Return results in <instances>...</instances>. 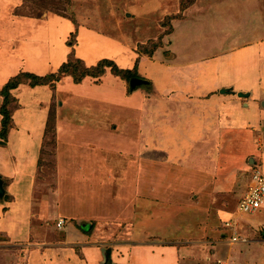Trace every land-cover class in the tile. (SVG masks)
<instances>
[{
	"label": "rangeland",
	"instance_id": "rangeland-1",
	"mask_svg": "<svg viewBox=\"0 0 264 264\" xmlns=\"http://www.w3.org/2000/svg\"><path fill=\"white\" fill-rule=\"evenodd\" d=\"M20 14L24 16H20ZM30 14L38 18L26 17ZM54 19L61 22L53 24ZM48 22H52V32L49 35L53 41H55L54 36H57L56 41H64L65 50L69 48L71 50L68 56L64 53L65 58L69 57L78 46L80 51L76 52L77 49L75 50L76 56L84 61L85 59L93 60L89 65L85 61L86 66L93 67L102 60H112L119 68L133 70L137 75L136 78L151 83L150 87L144 86L137 89L140 90L139 93L141 94V96L136 97L138 99L136 108L139 117L133 112L135 106L131 108L128 105L129 102L124 104L127 111H129L126 114L123 106L117 105L115 107L114 105L103 104L101 102L104 99L95 96L92 92L87 95H92L90 99H94L96 103L78 108L79 114L75 118L98 122L97 124L105 122V126L108 123L107 130L111 131V136L109 133L104 134L103 130L106 131V128L103 127V124H100L102 129L95 126L91 127L89 131H93L92 136L97 135V132H101L99 135L100 141L104 144L107 141L108 145L99 143L96 141L98 139L96 137L82 143L86 145L79 144L77 146V148L80 147L78 150H85L84 153L87 151L104 152L106 159H103L100 168L104 169L105 172L109 170L114 175L119 174V172L122 173L121 169L123 167L124 169L128 167L126 164L121 166L119 152H122L123 149H126L129 153L134 152V148L132 149L128 144V140H123L117 135L126 115L131 114L137 117H133V119L135 121L139 119L140 123L143 124V151H149L152 154L154 150L151 147L149 136L152 114L155 115L153 121H157L163 129L164 140L170 139V137L175 136L172 134L173 128L169 125L170 121L176 120L180 128L183 126V122L181 120L182 110H178L179 107L174 106V104L181 105L180 102L178 100L168 102V99L174 100L178 97L181 98L182 103V100L187 99V96L184 95L189 91L194 94L193 96L198 97L203 96L202 93L213 89L216 82L214 64L205 63L202 65V69H199L198 65H184L187 61L191 59H219L220 56L224 55L232 56L241 47L258 40L263 41L262 43L259 42L258 45L261 49L260 58L264 59V0H0V59H16L18 56L22 57L23 55L32 58V52L36 49H41L43 54L50 55L52 49L48 46L49 43L45 38V40L38 38L36 42H30L28 36L24 35L17 27L21 23L46 25ZM69 25L72 30L69 29ZM86 29H89L87 33L84 31ZM68 31L70 32L68 33ZM94 31L98 33L97 37L99 39L93 36ZM41 33L39 32V34ZM73 33L77 34V39L72 36ZM104 37L110 38L112 41L115 40L121 46L106 44L104 40H101L107 39ZM68 42H71L70 45ZM24 45L25 48H23ZM59 48L58 46L54 50V56L60 55L59 52L62 49ZM23 49L27 54L22 53ZM244 55L246 56V54ZM96 59L98 60L96 61ZM4 67L5 65L0 63L1 88L3 87L2 84L7 82L6 77L8 76L7 72L3 71ZM188 69L194 70L192 78L183 74ZM11 71H15V69L11 67ZM108 75H111L109 68L105 77ZM117 79L124 82V96L131 98L135 93V91L131 92L130 90L132 79L128 82L119 77ZM154 87L158 92V96H163L162 102L154 101L151 97L154 94ZM105 88L113 89L114 86L106 84ZM169 90H174L173 95L176 97L168 92ZM121 95L120 92L115 95L114 90H112L111 104L124 103ZM193 98V100L191 99V106H195L199 102V98ZM132 99L134 101L133 97ZM51 104L52 102H50ZM59 105L58 99L55 98L56 112ZM83 108L84 110H82ZM213 114L214 111L211 112V115ZM177 129L179 128L177 127ZM180 134L181 132L176 134L179 138H177V141L174 140L177 143L175 146H180V150L194 148L192 145L185 143L186 140L183 141ZM132 135L134 137L136 134L133 133ZM228 137L224 133V139H226L222 144V149L218 145H213L210 149L211 155L222 151L223 159L216 166L217 168L215 167V174L210 180L202 179V182L204 181L201 186L202 191L198 194L192 192V190L191 193L189 192L190 194L185 192L181 194V197H188L186 201L173 200V202H170L169 194L166 195L165 192H155L154 195L150 192H144L142 194L143 199L147 201L152 199V202H157V205L154 203V208L149 209L150 213L146 215L143 222L136 224L134 221L135 216L133 217L134 219H132L129 226L131 233L136 232L137 235H140L141 230L145 233V231L158 229L162 225H169L166 233L168 234L171 229L170 231L175 234L173 238H165V236H161L162 233H159L158 237L153 238L151 242L179 246L183 241L179 239L181 235L176 233L179 231L178 228L183 231L184 228L180 219H184L188 221L187 224L193 226L190 232L184 235L185 243L190 244V246L199 243L197 253L204 251L205 255L184 260L183 264H264V225L259 222L257 217L248 218L253 216L248 215L238 218V227H241L239 228V234L241 237H248L247 239L251 241L247 245L240 246L231 245L228 242V238L223 236V224L217 219L220 211L233 214V218L237 217V207L248 190L250 178L255 170H259L253 154H239L243 147L241 144H239L240 146L237 144L239 157L234 155V157H238L236 158L238 160L235 161L231 158V155L236 153L234 149L236 145H230ZM84 139L86 138L84 137ZM87 139H90V137ZM171 141L172 139H170L172 145ZM154 142V145L156 142L159 143L157 139ZM164 146L171 148L167 142ZM202 146L206 147V145H195V153L200 151ZM3 148H6V146H3ZM6 152V158L8 159L10 150ZM57 152V137L54 139L53 134L50 133L45 138L40 153V165L38 166L36 185L31 198L35 213L42 212V204L45 205L43 212L47 217L46 220L43 221V216L38 218L36 214H34L33 219L29 218V215L28 217L22 216L21 213L25 214L29 207H21L23 211L16 208V212L11 215L14 221L17 220V217H20V221L25 223V226L23 225L24 230L14 231L12 220H0V231L8 233L13 238L12 240L7 238L5 234L0 235V264H55L56 260L68 256L70 258L71 252H75L77 257L82 260L86 248L94 249L98 247L114 251L119 247V243L124 240L119 239L118 236L126 224L114 226L102 224L103 230H97V225L94 223L95 232L105 233V230L108 229L106 231L109 233L105 234V237L96 236L92 233L82 242L73 241L75 244L65 241V230L62 231L57 228L58 220L63 219L66 221L65 228L67 226L76 227V223L66 214L60 216L61 202L57 200V195L58 191L60 192L62 176L59 173L60 170H58ZM174 152L175 155H178L177 150ZM2 155L4 157L5 154L2 152ZM197 155L199 154L197 153ZM3 157L1 156L0 163ZM87 161L88 159L85 162ZM175 161L180 167L183 163L190 165L200 163L195 159L186 161L176 159ZM128 162H131V160L128 159ZM162 162L158 161L160 167ZM209 162H212L213 165L215 160L212 158L209 159ZM195 172L199 171L196 170ZM132 178H129V180ZM106 179L99 178L101 181ZM124 179L123 174L116 175L111 177V182L119 183L118 186H121ZM84 211L86 212V209ZM92 211H94L93 214L101 212L100 209H91ZM29 212L31 214L32 211L29 209ZM203 213L207 217L204 216L203 219L199 220V216L204 215ZM103 217L106 218L107 216ZM13 225H17V223ZM185 225L184 223V227H186ZM19 227H22L20 223ZM111 227L115 230L109 231ZM98 229H101V227ZM30 233L32 234L30 240L17 241L24 240ZM257 241L263 243L259 244ZM135 242H138V240H134L133 243ZM144 242L149 241L144 240ZM120 251L123 252L122 249ZM144 251L146 259L149 257L148 250L144 248ZM35 252L38 254H35ZM112 254L113 258L117 259L115 253ZM32 258L35 259L33 263L31 262ZM149 259L151 258L149 257ZM68 262H71V260L69 259ZM161 263L162 261L159 260L156 264Z\"/></svg>",
	"mask_w": 264,
	"mask_h": 264
},
{
	"label": "crops",
	"instance_id": "crops-1",
	"mask_svg": "<svg viewBox=\"0 0 264 264\" xmlns=\"http://www.w3.org/2000/svg\"><path fill=\"white\" fill-rule=\"evenodd\" d=\"M52 22L53 24H58L61 21L54 19ZM52 22H48L49 24L47 23L46 25L21 23L20 26H17L24 35L28 36L30 42H36L38 38L43 40L46 39L52 51L50 55H46L41 52V49H36L32 52V58H29L28 55H23L22 57L18 56L16 59H0V63L5 65L3 71L8 74L6 77L7 82L2 84L3 87L11 78L20 73L25 72L38 76H45L57 72L68 61V57L65 58L64 53L68 56L71 51L70 48L65 50V44L63 45L64 41H56L57 36H54L55 42L49 35L52 32ZM69 29L72 30L70 25ZM88 30L89 29H86L84 31L87 33ZM39 32H42V35L39 34ZM69 32L70 31H68V33ZM97 34L98 33L95 31L93 32V36L99 39ZM66 39L67 37L65 38V42ZM101 40H104L105 43L110 46L116 44L117 47L121 46L110 38ZM259 42L262 43L263 41L258 40L257 42H252L247 46L241 47L237 53L232 56L224 55L220 56L219 59H191L184 64L186 66L198 65L199 69H202V65L205 63L214 64L216 82L211 91L202 93V95L204 94L203 96H193L194 94L189 91L184 95L187 96V99L182 100V103L181 98L173 95L174 90L168 91L176 97L174 100L168 99V102H175L178 100L180 102L179 104H181H174V106H178V110H182L181 120L183 122V126L180 128L176 120H174L175 122L173 120L170 121L169 125L173 128L172 134L175 135L174 137H170V139H172V145L170 144V139L164 140L163 129H161V125H159L157 121H153L155 116L153 113L149 136L154 153L150 154L149 151H143L144 126L140 123L139 119L135 121V119H133L134 116L131 114L126 115V118L119 127V133H117V135L123 138V140H128V144L132 149L134 148V152L129 153L126 149L119 152L121 166L122 164H126L128 167H125V169L123 167L121 169L122 173L118 170L119 174L116 173L115 175L107 169L105 172L104 169L100 168L103 159H106L104 152L95 153L94 151H87L84 153L83 151L85 150L80 151L78 150L80 147L77 148L79 144L87 142V140L95 139L96 137H98L96 141L102 143L99 137L101 132H97V135L92 136L93 131H89V129L94 126L102 129V125L100 124H103L104 127L105 122L97 124L98 122L86 121L75 117L79 114L78 108L80 106L85 107L96 103L94 99H90V96H92L90 95L91 92L95 94V96L104 99L101 102L103 104L114 105L115 107H117V105L123 106L124 110H126V114L129 111H127V107L125 108L124 104L129 102L128 105L131 108L135 106L133 112L139 117L140 115L137 114L138 110L136 108L138 99H136V97L141 96L139 93L140 90H137L138 92L135 91L134 95L131 94V98L124 96V82L118 80V77L112 74V76L108 75L107 77H102L99 82H96L92 78H86L81 84H75L70 76L62 78L60 83L57 84L55 92V98L58 99L61 105H59L56 112V137L58 170H60L59 173L62 176L60 183L61 194L58 191V195H56L58 196L57 200L61 202L59 209L61 211L60 216L63 214L68 215L70 219L76 223L77 227H63L62 231L65 230L66 236L65 241L70 244H75L73 241L77 240L82 242L92 233L96 234V236L101 235L104 237L105 234L107 235L109 233L106 231L108 229L105 230V233H101V231L95 232L94 223L97 225V230H103L102 224L105 226L126 224L127 227L125 226L119 234L118 238L124 240L122 243H119V247L114 251L98 247L94 249L86 248L83 253L84 260L77 257L75 252H71L70 258H68V256L67 258L64 257L63 259L56 260L55 264H104L106 254L110 256L113 264H156L159 260L162 261L161 264H183L184 260L205 255L204 251L197 253L199 250V243H195L194 246L185 243L184 235L190 232L193 227L187 224V220L180 219L184 229L182 231V229L180 230V228H178L179 231L176 233L181 235L179 239L183 241L179 246L151 242L153 238L158 237L159 233H162L163 235L161 236H165V238H173L175 234L170 231L171 229L168 234L166 233L169 225H162L158 229H153L148 232L145 231V233L141 230L139 232L140 235H137L136 232L131 233L129 226L134 216V221L136 224H139L143 222L146 215H149V209L154 208L155 202H152V199H148L149 201L143 199L142 194L144 192H150L152 194L155 192H165L166 195L169 194L171 199L170 202H173V200L186 201L188 197H181V194L185 192L190 194L192 190V192L198 194V192L202 191L201 189L203 188L201 186L202 183L204 184L202 179L206 181L210 180L213 174H215V167L220 164L223 159V155L221 154L222 151L218 152L219 154L214 153L211 155L210 149L213 145H218L222 149V144L227 138L224 139V133L229 136V144L232 146L236 145L234 148L236 153L231 155V158L235 161L238 160L236 159L239 157L237 154V144H241L243 147L239 154H253L256 158L258 169L264 173V107L262 105L264 103V59L260 58L261 49L260 45H258L260 44ZM25 45L23 48H25ZM58 46L62 50L59 52V56H54V50ZM76 47V52L80 51V49H78L79 47ZM23 52L27 54L25 49L22 50V53ZM244 54H246V56ZM77 58L79 57L77 56ZM97 60L98 59H96V61ZM85 61L86 64L89 65L93 60L85 59ZM11 67L15 69V71H11ZM192 72L194 73V70L188 69V71L183 72V74L192 78ZM106 84L112 85L114 88L106 89ZM2 88L0 87V89ZM228 89L232 90V92L221 93L222 90ZM112 90H114L115 95H118L119 92L122 94L121 97L124 103L111 104ZM12 93L19 100L21 108L13 115L15 127L9 132L6 148L0 147V158L1 156L3 157L2 152L5 154L0 163V176L2 177L4 189L6 191L4 199L0 200V220H12L13 218L11 215L13 212H16V208L23 211L21 207H29L30 211H32L31 214L28 209L25 214L21 213L22 216L28 217L29 215V218L33 219L34 214H36L38 218L43 216L42 219L44 221L47 218L43 212L45 205L42 204V212L39 211L35 213L31 198L36 185L35 180L38 173V166L40 165V153L46 138L45 129L49 116V105L54 93L47 86L32 88L28 85H21L18 89L12 91ZM88 93L90 94L87 95ZM239 93L248 94L249 96L241 98L238 96ZM151 97L154 101L158 100L162 102L163 100V96H158L155 87L154 94H152ZM193 97L199 98V102H197V104L195 103V106H191V99L193 100ZM2 102L3 99L0 97V105ZM82 110H84V108ZM212 111H214L213 115H211ZM1 121L2 116L0 115V129ZM108 126L107 123L105 126L106 131L105 129L103 131L104 134L109 133L111 136V131H109V129L107 130ZM177 127L179 129H177ZM178 132H181L180 136L182 140H186L185 143H188V145H192L194 148L197 144L206 145V147L202 146V149L197 152L199 155L195 153L196 151H194V148L191 150H180V146H175L177 143L174 141H177V138H179L176 135ZM133 133L136 134L134 137L132 135ZM88 136L90 139H87L89 138ZM84 137L86 139H84ZM155 139L158 140L159 145L157 142L154 145ZM108 141L110 142L109 138ZM166 142L171 148L164 146ZM104 145H108L107 141ZM8 150H10V152L7 159L6 151ZM175 150H177L178 155H175ZM234 155L238 157H234ZM212 158L215 160L213 165L212 162H209V159L211 160ZM86 159H88L87 162H85ZM128 159L131 160V162H128ZM176 159L181 161L195 159L198 162L200 161V163H196L195 165L183 163L180 167L175 161ZM159 160L163 161L161 167L158 164ZM196 170L199 172H195ZM121 174L125 176L121 186H118L119 183L111 182L112 176ZM132 176H134V180ZM100 177L107 179L101 181L99 180ZM129 178H132V181L129 180ZM250 182L251 178L248 186ZM8 196L10 199L6 201V197ZM203 197L205 198V195ZM155 205H157V202ZM85 209L86 212L84 211ZM91 209H100L101 212L93 214L94 211L91 212ZM188 212L190 213V211ZM218 213L217 219L223 224V236L228 238V242L231 245H247L251 242L249 240L250 242L248 243H232V231L225 228V223L233 219V214L223 211ZM18 216L20 215L18 214ZM103 216L107 217L104 218ZM204 216L206 215L199 216V220L203 219ZM251 217H257L259 222L264 225V205L256 214L248 218ZM83 221L90 223L92 225L91 228L82 230L79 224ZM11 223L14 231L24 230L23 225L25 226V223L20 221V217H17L15 221L12 220ZM15 223H17V225H13ZM19 223L22 225L21 228L19 227ZM164 223H166V221H164ZM184 223L186 227H184ZM100 227L101 229H98ZM239 228L241 227H237L238 233L240 232ZM111 230L115 229L111 227L109 231ZM1 234H5L7 238L13 240L8 233L0 231V235ZM239 236L241 235L239 234ZM31 237L32 234L30 233L24 240L17 241H28ZM134 240H138V242L133 243ZM144 240H148L149 242H144ZM257 243L262 244L263 242L257 241ZM144 248L148 250V256L151 259H149V257L145 259ZM121 249L123 252L120 251ZM112 253H115L117 259L113 258ZM35 254L38 253L35 252ZM69 259L71 262H68ZM31 262H35V259L32 258Z\"/></svg>",
	"mask_w": 264,
	"mask_h": 264
},
{
	"label": "trees",
	"instance_id": "trees-1",
	"mask_svg": "<svg viewBox=\"0 0 264 264\" xmlns=\"http://www.w3.org/2000/svg\"><path fill=\"white\" fill-rule=\"evenodd\" d=\"M20 16L24 15L20 14ZM26 17L38 18L34 17L31 14L30 16ZM72 36L76 38L77 34L73 33ZM70 43L71 42H68L69 45ZM108 68L111 70V74L113 76L119 77L120 79L127 82L137 77L133 70L121 69L114 61L108 59L100 61L96 66L88 67L83 60L77 58L75 50H73L68 57V61L55 73H51L45 76H38L32 73L23 72L11 78L8 83L2 89H0V97H2L3 99V102L0 105V115L2 116L0 129V147L6 146L9 132L15 127L13 115L18 109L21 108L19 100L13 95L12 91L18 89L21 85H28L32 88L38 86H47L51 89L54 95L51 100L52 104L50 105L48 121L45 129V137L52 133L55 139V92L57 84L60 83L63 77L67 76L72 77L75 84H81L86 78H93L97 82H99L101 81L102 77L106 75ZM9 199V196L6 197V201H9Z\"/></svg>",
	"mask_w": 264,
	"mask_h": 264
},
{
	"label": "built area",
	"instance_id": "built-area-1",
	"mask_svg": "<svg viewBox=\"0 0 264 264\" xmlns=\"http://www.w3.org/2000/svg\"><path fill=\"white\" fill-rule=\"evenodd\" d=\"M264 205V173L255 170L251 177L248 190L239 202L237 207V217L225 223V228L231 230L232 243H248L249 239L239 236L237 231L238 218L256 214ZM66 221H58V229L62 230Z\"/></svg>",
	"mask_w": 264,
	"mask_h": 264
},
{
	"label": "water",
	"instance_id": "water-1",
	"mask_svg": "<svg viewBox=\"0 0 264 264\" xmlns=\"http://www.w3.org/2000/svg\"><path fill=\"white\" fill-rule=\"evenodd\" d=\"M151 83L148 82V81H145L143 79H140V78H134L130 81V90L131 92L133 91H136L137 89L139 88H142L144 86H148L150 87ZM229 92H232V90L228 89V90H222L221 93H229ZM239 97L241 98H246L248 97L249 95L248 94H243V93H239L238 94ZM263 107H264V103L262 104ZM5 194H6V191L4 189V182L2 180V177L0 176V200H3L4 197H5ZM80 228L82 230H87V229H90L91 228V224L90 223H87L85 221L81 222L79 224ZM104 264H113L110 256L108 254L105 255V262Z\"/></svg>",
	"mask_w": 264,
	"mask_h": 264
}]
</instances>
